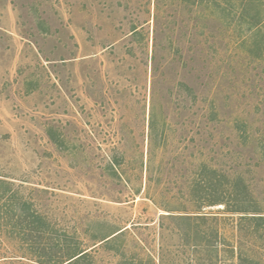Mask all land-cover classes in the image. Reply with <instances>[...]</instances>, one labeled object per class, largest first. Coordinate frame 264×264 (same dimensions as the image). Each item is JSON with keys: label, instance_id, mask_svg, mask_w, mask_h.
<instances>
[{"label": "rangeland", "instance_id": "rangeland-1", "mask_svg": "<svg viewBox=\"0 0 264 264\" xmlns=\"http://www.w3.org/2000/svg\"><path fill=\"white\" fill-rule=\"evenodd\" d=\"M211 170L264 216V0H0V264H264Z\"/></svg>", "mask_w": 264, "mask_h": 264}, {"label": "trees", "instance_id": "trees-1", "mask_svg": "<svg viewBox=\"0 0 264 264\" xmlns=\"http://www.w3.org/2000/svg\"><path fill=\"white\" fill-rule=\"evenodd\" d=\"M150 125L151 126L153 125L152 119L150 121ZM210 172H211V174L214 175V178L210 176L209 179L205 182L204 186L197 187L200 190V189L207 188V186H208V188H210V190H211L210 193L208 192V190H206V194L210 195L211 196L210 199L211 198L212 199H211V201H209V202L207 201V203H204L205 206L224 205V207H225L224 210L226 211L227 214H229V215H240V217H239L240 222L245 221L248 223H252V222H256V221H264V216L257 215L258 213H255V211H253V210L250 211L248 209L250 204H251L250 202L249 203L246 202L247 207H244V208H247V209H243L242 207H240L241 201L239 199V195L241 194L242 191H240V189H239V183H238L239 179L236 178V179L231 180V181L226 180L227 184H226V188L224 189V192L221 194H218V193L214 192V189H215L217 182H218L217 176L215 175L216 172L214 170H211ZM0 185H4V187L8 186V184L4 183L1 180H0ZM6 192L7 191L5 190L4 192H2L0 194V199L4 198ZM205 198H207V196H205ZM210 199H208V200H210ZM9 200H11V199H9ZM6 204L7 203H5V205ZM3 207H5L4 204H3ZM172 217L174 220H176L178 222L188 223L187 226L190 229L191 228L194 229L195 234L202 233L199 226L210 224V226H208V229L210 230V232L212 234L211 236L214 237V241H208V242L209 243L211 242L210 243L211 247L216 248V243L218 242V238H219V229L213 227L212 224L217 223L218 217H216L215 215H204V214L199 215V212H194L193 214H190V215H178V216H172ZM122 232L115 234L114 236L110 235L112 237L110 239L106 240L105 242H110V240H114L117 236L122 234ZM110 236H107L106 238H109ZM51 237H52V235H51ZM51 237H50V245L54 246L55 249L60 247L61 245H60L59 240L54 239L53 237L51 238ZM106 238H104L103 240H105ZM203 238L205 240L204 242H206L207 235H205L204 232H203ZM221 240H223V239H221ZM204 246H206V244H204ZM59 251H61V250H59ZM233 255L236 258V261H237L236 264H241L243 262L242 255L239 251L236 253V255L234 253H233ZM88 256H89V254L86 250H82V249L78 248V246H77L75 248H71V247L68 248L66 251V255H62L59 257H50L49 259H46V260L43 259V260H40V262L39 261H36V262L38 264H79L81 262H84L85 259L88 258Z\"/></svg>", "mask_w": 264, "mask_h": 264}]
</instances>
